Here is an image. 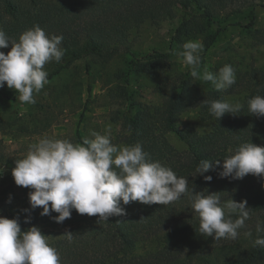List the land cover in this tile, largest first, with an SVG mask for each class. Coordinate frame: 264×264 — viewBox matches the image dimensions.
I'll use <instances>...</instances> for the list:
<instances>
[{"label":"trees","instance_id":"1","mask_svg":"<svg viewBox=\"0 0 264 264\" xmlns=\"http://www.w3.org/2000/svg\"><path fill=\"white\" fill-rule=\"evenodd\" d=\"M256 6L255 0H0V30L17 42L24 31L35 25L49 37L63 36L61 47L65 54L61 62L52 61L44 66L51 80L77 60H111L122 49H128L131 29L146 21L178 18L171 35L172 45L202 34L210 47L222 30L220 19L225 11L231 10L238 20L250 18L253 23ZM10 49L11 45L0 51L7 54ZM160 62L152 60L141 66L153 73L160 68ZM159 85L164 95L162 105H130L117 116L124 131L123 141L128 146L141 144L153 161L188 179L189 189L194 188L196 193H218L221 204L231 199L247 201L250 217L236 240L215 241L199 233L191 193L168 205L122 204L127 214L110 217L108 221L73 210L71 218L62 224L44 216L43 222H48L42 226L41 218L34 216L36 209L23 211L30 209V204H15L13 192L6 188L0 189V216L18 217L22 232L37 226L58 251L60 264H264V248L254 245L258 236L256 224L264 223V177L248 182L221 178L218 173L222 168L216 167L204 174L212 176L209 182L196 171L204 159L221 160L222 164L243 143L264 144V117L252 116L247 110L250 98L264 96V68L237 74L235 85L237 92L244 94L243 107L236 115L225 114L220 120L210 115L207 103L202 102L226 101L223 92H194L191 81L182 75H165ZM6 87L0 88V92L10 97ZM192 107L198 108L201 120L212 121L210 131L200 134L193 126H178L181 113ZM169 132L176 133L187 148L177 150L168 139ZM85 138L78 131V144ZM4 162L0 152V163ZM29 216L30 223H25ZM248 231L251 237L244 235ZM66 232L72 233L71 240L64 236ZM140 240L155 242L157 247L139 254Z\"/></svg>","mask_w":264,"mask_h":264},{"label":"clouds","instance_id":"2","mask_svg":"<svg viewBox=\"0 0 264 264\" xmlns=\"http://www.w3.org/2000/svg\"><path fill=\"white\" fill-rule=\"evenodd\" d=\"M63 36L49 37L39 26L24 31L19 40L13 41L0 30V49H11L7 54L0 51V88L5 84L19 93L21 103L35 104L34 93H39L49 83L45 65L61 62L65 50L61 47ZM179 52L182 62L191 68L193 78L211 82L217 91L226 90L236 82L235 70L225 64L217 73L204 70L200 41L189 40ZM210 115L220 120L225 114L236 115L243 105L227 101H203ZM247 110L257 118L264 117V96L257 95L247 101ZM92 139L73 144L67 139L42 137L32 145L27 155L15 160L12 177L17 186L29 188L30 212L42 208L41 216H49L62 224L71 218L72 211L88 216H98V221H108L113 216H125L122 206L132 202L144 205H168L192 194V209L199 218L202 236L236 240L239 230L245 227L250 212L247 201L233 199L221 204L218 193L202 195L188 187V179L177 174L159 161H153L141 144L118 148L111 143L109 135L92 131ZM221 167V178L243 179L246 175L264 177V146L243 143L234 155L222 160H201L196 171L206 181L212 176L204 175ZM11 197L9 198V202ZM55 212L58 215L52 216ZM236 216V219H232ZM30 223V216L25 219ZM258 234L254 245L264 248V223L257 222ZM251 237L250 231L245 232ZM68 240L72 233L64 234ZM48 236L37 226L22 232L19 219L0 216V264H60L58 251L50 246Z\"/></svg>","mask_w":264,"mask_h":264},{"label":"rangeland","instance_id":"3","mask_svg":"<svg viewBox=\"0 0 264 264\" xmlns=\"http://www.w3.org/2000/svg\"><path fill=\"white\" fill-rule=\"evenodd\" d=\"M255 1L253 23L250 18L236 19L231 10L224 12L220 19L222 30L210 47L202 34L172 45L171 35L178 18L149 20L131 29L128 49H122L111 60L80 59L49 80L38 94L34 93L35 104L21 103L17 99L19 93L6 87L10 97L0 92V152L5 157V162L0 163V189L13 192L17 205L29 203L30 189L17 186L11 172L15 160L24 158L44 136L78 144V131L87 139H92L90 133L96 131L109 135L118 148L128 146L123 141L124 131L117 116L130 105L135 108L162 105L164 95L159 84L165 75H182L191 81V88L197 93L215 89L211 82L193 78L191 68L182 62L178 53L189 40L200 41L204 46L198 69L201 76L205 69L215 74L225 64L234 68L236 77L241 71L264 68V0ZM152 60H161L160 68L153 73L141 66ZM237 89L233 84L221 91L227 102L242 103L244 94ZM178 126H193L203 134L210 131L212 121L201 120L198 108L192 107L181 113ZM167 136L177 150L187 148L176 133L169 132ZM257 178L249 174L243 179L248 182ZM41 211L42 208H37L34 216L40 217L39 225L45 226L48 221L43 222ZM155 247V242L140 240L137 253L144 254Z\"/></svg>","mask_w":264,"mask_h":264}]
</instances>
